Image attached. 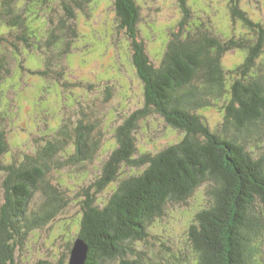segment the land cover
Returning a JSON list of instances; mask_svg holds the SVG:
<instances>
[{
  "label": "trees",
  "instance_id": "16d2710c",
  "mask_svg": "<svg viewBox=\"0 0 264 264\" xmlns=\"http://www.w3.org/2000/svg\"><path fill=\"white\" fill-rule=\"evenodd\" d=\"M240 1L228 0L227 9L231 24L239 22L245 33L232 31L219 38L194 16L191 0H178L181 17L155 66L144 43L137 41L138 6L134 0H114L119 27L131 42L144 104L115 128L114 146L106 153L100 176L83 188L73 240L87 247L83 264L119 257L118 264L174 260L179 251L172 255L171 239H150L148 230L167 217L170 205H188L201 186H206L207 198L182 234L184 251L194 256L195 264H264V28L247 17ZM47 2L0 0V85L12 70L10 59L20 71L61 81L56 61L77 45L76 9L83 10L92 0H61L57 12L54 8L46 14L45 29L34 26L39 15L45 16L42 6ZM235 49L244 51L241 62L224 66V55ZM28 50L41 62L32 72L29 60H24ZM208 108L221 111L219 128L209 127L200 113ZM151 114L179 137L154 154L135 157L132 133L138 120ZM79 116L73 137L63 125L54 130L58 137L13 160L7 159L9 147L0 130V264L23 260L18 253L27 250L28 236L49 227L68 207L71 196H66L56 170L92 161L97 145L91 140L95 125ZM68 142L71 154L65 149ZM114 183L109 199L96 204V194ZM72 243L59 259L41 264H67Z\"/></svg>",
  "mask_w": 264,
  "mask_h": 264
},
{
  "label": "rangeland",
  "instance_id": "374dc122",
  "mask_svg": "<svg viewBox=\"0 0 264 264\" xmlns=\"http://www.w3.org/2000/svg\"><path fill=\"white\" fill-rule=\"evenodd\" d=\"M60 1L48 0L42 6L45 16L39 15L40 22L37 23L36 20L33 25L43 26L45 29V19L52 9L55 8L57 12ZM192 1L188 5H194V16H198L214 32L220 34L219 38L232 31L245 33L239 22L231 24L228 0H199L197 4ZM134 2L141 17V22L136 26L137 41L144 43L146 55L157 66L168 34L181 17L178 0ZM84 5L85 3L82 6ZM239 6L250 20L259 22L264 28V0H241ZM76 15L75 26L78 25L79 32L77 45L56 61V67L62 74L58 84L51 79L20 71L15 59H10L8 65L12 70L0 85V130L5 132L9 147L6 153L8 160H13L12 156L21 158L25 153L35 151L47 139L58 137L53 135L56 132L54 130L63 125H66L69 136L73 137L79 113L88 118V124L95 125L91 140L97 142L92 161L54 169L58 180L64 185L66 196H71L70 203L49 227L28 236L25 246L27 250L18 253L24 257L18 264L52 263L65 253L66 245L76 238L83 188L100 176L106 153L109 154L114 146L115 128L144 104L143 85L132 62L131 42L119 27L114 0H92L83 10L76 9ZM0 29H3L2 26ZM3 50L6 53L9 51L6 48ZM243 52L238 49L227 52L223 65L231 68L240 63ZM24 55V60L30 62L31 72L40 67V59L34 50L24 51ZM260 61L264 63V57ZM23 65L26 66V61ZM107 96L108 100L103 101ZM87 105L89 109H86ZM200 113L209 127H220L221 111L208 108L200 110ZM132 136L135 157L143 153L154 154L179 137L178 132L168 128L156 114L139 119ZM70 145L71 143L65 148L68 154L72 150ZM64 158H67V154ZM115 187L116 183L110 184L97 193L95 203H105ZM205 187L201 186L194 191L188 205H170L171 212L167 217L157 220L148 230L150 239L158 237L167 242L171 239L170 242L174 243L173 256L179 251L174 260L163 258L165 264L196 263L194 256L184 251L186 238L182 234L193 223L196 212L203 207L207 198ZM135 248L141 250L142 247L135 244ZM122 258L104 264H118ZM124 259H132V256ZM147 261L149 259H143L140 264H146Z\"/></svg>",
  "mask_w": 264,
  "mask_h": 264
},
{
  "label": "water",
  "instance_id": "95a60500",
  "mask_svg": "<svg viewBox=\"0 0 264 264\" xmlns=\"http://www.w3.org/2000/svg\"><path fill=\"white\" fill-rule=\"evenodd\" d=\"M86 245L81 241H76L67 264H83L86 259Z\"/></svg>",
  "mask_w": 264,
  "mask_h": 264
},
{
  "label": "clouds",
  "instance_id": "9594fccd",
  "mask_svg": "<svg viewBox=\"0 0 264 264\" xmlns=\"http://www.w3.org/2000/svg\"><path fill=\"white\" fill-rule=\"evenodd\" d=\"M76 241H77V240L73 241V243H72V244H73V246H74V244H75V242H76ZM72 248H73V247H72ZM71 250H72V249H71ZM70 253H71V252H70ZM86 253H87V251H86Z\"/></svg>",
  "mask_w": 264,
  "mask_h": 264
}]
</instances>
